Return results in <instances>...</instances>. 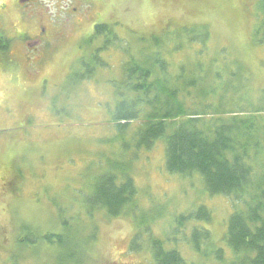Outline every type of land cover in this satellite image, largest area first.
Listing matches in <instances>:
<instances>
[{"label":"rangeland","instance_id":"obj_1","mask_svg":"<svg viewBox=\"0 0 264 264\" xmlns=\"http://www.w3.org/2000/svg\"><path fill=\"white\" fill-rule=\"evenodd\" d=\"M51 3L54 13L59 5ZM5 10L7 31L15 15L11 5ZM92 13L90 18L100 19L84 27H63L41 64L26 66L17 44L11 50L13 58L0 50V264H59L64 247L40 240L24 242L25 234L33 241L48 233L75 241V250L85 256L83 264H152L145 248L143 253L129 252L138 232L133 218H109L102 209L91 212L86 207L96 179L113 160H121L113 113L118 102L114 86L126 60L124 44L137 50L150 44L153 35L161 36L157 33L203 26L210 33L206 51L196 55L200 51L196 45L173 56V74L180 73L182 65L190 74L194 56L206 64L212 58L217 68L240 69L241 77L235 82L243 78L249 82L241 95L249 108L264 106V38L258 0H100ZM94 20L108 25L117 36L98 53L101 62L93 59L104 41L92 39ZM85 67L92 73L84 78ZM132 126L134 130L136 125ZM129 154L124 160L131 162L134 156ZM137 160L131 162L130 174L141 209L152 212L146 218H160L152 225L155 237L168 236L179 214L205 206L212 220L203 224L214 241L223 244L230 200L208 196L200 175L167 174L162 142ZM65 223L70 229L60 231ZM180 247L188 261L198 260L189 246ZM73 261L68 264H77Z\"/></svg>","mask_w":264,"mask_h":264},{"label":"trees","instance_id":"obj_2","mask_svg":"<svg viewBox=\"0 0 264 264\" xmlns=\"http://www.w3.org/2000/svg\"><path fill=\"white\" fill-rule=\"evenodd\" d=\"M258 11L264 38V0H258ZM172 32L157 33L162 37L153 35L148 47L146 44L135 50L126 42L122 46L126 60L114 86L118 102L113 113V120L118 122L115 136L120 138L121 160H113L96 179L86 207L91 212L102 209L109 218H133L138 232L129 252L143 253L145 248L152 264H264V106L249 108L241 96L249 82L243 76L245 82H235L241 77L240 69L231 72L227 67L217 68L212 58L206 64L194 56L190 58L196 60L190 74L184 65L180 73L173 74L170 59L196 45L200 51L195 54L203 55L210 33L203 26ZM93 35L92 39H104L93 54V59L101 62L98 53L107 50L117 36L106 24H98ZM83 69L84 78L91 75L89 67ZM158 142L164 144L167 174L186 178L200 175L208 196L222 195L230 200L222 245L203 224L212 220L205 206L176 216L172 232L165 238L153 235L152 225L160 218H146L152 212L139 205L130 165L143 152L155 149ZM129 153L134 156L131 162L124 160ZM68 229L70 225L65 223L60 231ZM29 236L25 234L24 242L40 240L64 247L59 264H68V260L83 264L85 256L75 250L77 243L68 235L48 233L35 236L33 241ZM181 245L189 246L198 260L188 261L179 249Z\"/></svg>","mask_w":264,"mask_h":264},{"label":"flooded vegetation","instance_id":"obj_3","mask_svg":"<svg viewBox=\"0 0 264 264\" xmlns=\"http://www.w3.org/2000/svg\"><path fill=\"white\" fill-rule=\"evenodd\" d=\"M59 5L51 13L52 3ZM6 0L0 2V42L4 53L16 56L11 50L17 44L21 53L20 60L27 66L33 62L41 64L47 47L59 37L63 27H84L94 18L93 10L99 8L100 0ZM48 2V4H43ZM11 5L14 23L5 31L8 23L6 6ZM101 21L92 22L94 29ZM0 48V50L2 51ZM23 59V60H22ZM17 63V60H15ZM42 66V65H41ZM41 74V68L39 69ZM31 76L33 74H30Z\"/></svg>","mask_w":264,"mask_h":264}]
</instances>
